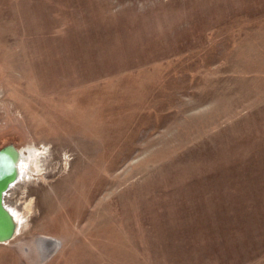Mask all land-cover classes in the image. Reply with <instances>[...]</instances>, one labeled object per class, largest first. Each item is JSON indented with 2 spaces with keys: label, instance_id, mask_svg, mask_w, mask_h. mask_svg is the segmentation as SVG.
<instances>
[{
  "label": "rangeland",
  "instance_id": "rangeland-1",
  "mask_svg": "<svg viewBox=\"0 0 264 264\" xmlns=\"http://www.w3.org/2000/svg\"><path fill=\"white\" fill-rule=\"evenodd\" d=\"M9 143L0 264H264V0H0Z\"/></svg>",
  "mask_w": 264,
  "mask_h": 264
},
{
  "label": "water",
  "instance_id": "water-1",
  "mask_svg": "<svg viewBox=\"0 0 264 264\" xmlns=\"http://www.w3.org/2000/svg\"><path fill=\"white\" fill-rule=\"evenodd\" d=\"M20 150L9 143L0 148V243L10 241L18 232V224L5 204L8 190L19 176Z\"/></svg>",
  "mask_w": 264,
  "mask_h": 264
},
{
  "label": "bare ground",
  "instance_id": "bare-ground-1",
  "mask_svg": "<svg viewBox=\"0 0 264 264\" xmlns=\"http://www.w3.org/2000/svg\"><path fill=\"white\" fill-rule=\"evenodd\" d=\"M19 150H20V153H21V154H20V158H19V163H18L19 176H20V175H21V174H20V167H21V166H20V163H21V162H20V159H21V157H22L23 150H21V149H19ZM43 157H44V156L42 155L41 159H42ZM44 159H45V158H43L41 161L44 162ZM43 164H44V163H43ZM40 165H41V164H40ZM19 176H18V177H19ZM17 180H18V179H17ZM5 204H6V203H5ZM6 206H7V205H6ZM9 210H10V209H9ZM10 211H11V210H10ZM11 212H12V211H11ZM12 214H13V212H12ZM13 216H14V218H15L16 221H17L18 227H20V225H21V223H22V222H21V221H22V218L20 219V218H18V215H14V214H13ZM17 229H18V228H17Z\"/></svg>",
  "mask_w": 264,
  "mask_h": 264
}]
</instances>
